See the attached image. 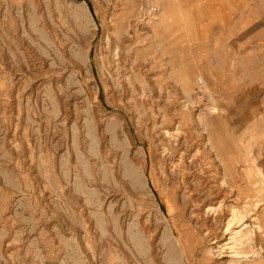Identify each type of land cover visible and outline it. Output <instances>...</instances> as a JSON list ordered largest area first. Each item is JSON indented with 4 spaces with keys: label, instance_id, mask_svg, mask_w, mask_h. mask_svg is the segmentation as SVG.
<instances>
[{
    "label": "rangeland",
    "instance_id": "1",
    "mask_svg": "<svg viewBox=\"0 0 264 264\" xmlns=\"http://www.w3.org/2000/svg\"><path fill=\"white\" fill-rule=\"evenodd\" d=\"M202 1L0 0V264H264V0Z\"/></svg>",
    "mask_w": 264,
    "mask_h": 264
},
{
    "label": "crops",
    "instance_id": "2",
    "mask_svg": "<svg viewBox=\"0 0 264 264\" xmlns=\"http://www.w3.org/2000/svg\"><path fill=\"white\" fill-rule=\"evenodd\" d=\"M206 1V0H205ZM204 0L196 7L195 12L198 10L203 11V14H207L206 15V19H208V21H220L221 20V10L217 8V6H215V2L214 0H210V1H206ZM158 4H160L161 7V12L163 15H165L166 17H170L171 19H180V17H182V15L184 14H190L189 12H185L182 8H183V0H158L157 2ZM206 3H209L208 5H206ZM206 12V13H205ZM205 19V17L202 18V20ZM209 75L211 76V78H213L215 81H217L218 83H220V78L219 75L215 74L212 68H209ZM50 155V154H49ZM19 159V158H17ZM30 162H32V160H29ZM28 162V164L30 163ZM245 162H243L240 158V156H237L236 158H234V160L232 162L226 163L228 165L227 168H239L241 164H243V168H244V164ZM55 162L53 161L52 156H46L45 158V163H44V172H43V176L46 180V187L47 190H55V187L57 188L58 191H60L61 187H64V182L61 181L60 182H55V178H58V173L55 171ZM23 164L20 161H16V167L24 170V168L22 167ZM29 171V168H28ZM26 174V169L25 171H21L20 175L17 177L18 181L16 183V187L17 189L20 191V189L22 188L21 185H23L25 188H28L27 183H25V178L24 175ZM27 175V174H26ZM63 177L66 178L67 175L64 172ZM60 178V177H59ZM54 179V181H53ZM23 189V188H22ZM24 193H27L26 195H28V190H24ZM64 191V189L62 190V192Z\"/></svg>",
    "mask_w": 264,
    "mask_h": 264
},
{
    "label": "bare ground",
    "instance_id": "3",
    "mask_svg": "<svg viewBox=\"0 0 264 264\" xmlns=\"http://www.w3.org/2000/svg\"><path fill=\"white\" fill-rule=\"evenodd\" d=\"M135 6L136 3H135ZM46 32V31H45ZM121 38V37H120ZM51 40V39H50ZM119 47V46H118ZM194 70V69H193ZM201 71V70H200ZM196 73V72H195ZM132 74L131 72H129L128 70H126V76ZM200 74V73H199ZM187 76V75H186ZM193 76V75H192ZM199 77V76H198ZM197 77V78H198ZM195 78V77H194ZM201 78V76H200ZM199 78V79H200ZM129 79L131 80L130 76H129ZM191 80V79H190ZM202 81V80H201ZM209 81V80H208ZM191 82V81H190ZM189 82V79H182L180 84H181V87L183 89V91L189 95V90L191 88H193V86H191ZM197 82V81H196ZM217 84V83H216ZM215 89V88H214ZM203 91V90H202ZM209 95L210 97L215 101V95H214V92L213 91H209ZM191 97V96H190ZM220 111V110H219ZM222 119H220V117L218 116H215V117H212V119L209 121V125L211 127V130H212V134L214 135V140L216 142H214V147L217 151V156L223 161L224 165L225 166H228L226 163H229V162H232L234 160V158H232L229 154V151L227 152L226 150V147H224L225 143H224V140L221 138L220 136V131L218 130L219 129V122ZM221 125V124H220ZM208 127V126H207ZM214 132V133H213ZM212 142V141H211ZM142 156V155H141ZM183 162V161H182ZM244 168H243V178L248 182H252V178H254L255 176H259L261 173L259 171H256L255 169V164H254V160L251 159L250 157H245V160H244ZM143 169V167H142ZM131 172L136 175L137 179H140V176L139 174L137 175L135 173V166L133 165V163H131V168H130ZM237 171V170H236ZM127 174V173H126ZM191 176V175H190ZM261 182V181H260ZM264 184V182H261ZM183 196V195H182ZM231 214V213H230ZM242 216V213H238L236 214V218H241ZM166 222H167V227H172L170 222H169V219H165ZM242 232V231H241ZM167 234V233H166ZM237 234V233H236ZM172 238V237H171ZM235 240V241H234ZM234 242H235V247H244L246 245H249L250 242H251V236L249 234H244V235H237V236H234ZM172 241V239H171ZM232 241V240H231ZM231 245V244H230ZM170 249H173L174 250V245H170ZM175 252V251H174ZM171 257V256H170ZM172 258V257H171Z\"/></svg>",
    "mask_w": 264,
    "mask_h": 264
}]
</instances>
